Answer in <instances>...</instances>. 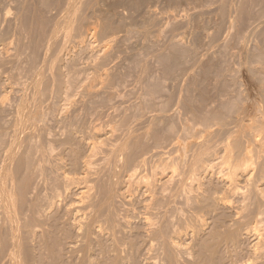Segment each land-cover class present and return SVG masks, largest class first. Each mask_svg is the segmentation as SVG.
I'll return each mask as SVG.
<instances>
[{
	"label": "rangeland",
	"instance_id": "obj_1",
	"mask_svg": "<svg viewBox=\"0 0 264 264\" xmlns=\"http://www.w3.org/2000/svg\"><path fill=\"white\" fill-rule=\"evenodd\" d=\"M263 14L264 0H0V204L2 203L0 212L2 213L4 211L8 216H11V212H13L12 215L14 216L16 211V217L12 216L10 218H8L6 214L7 217L4 216V213H0V264H39V262L42 263V261V264H107V262H110L106 260V263H104L105 256H101L102 259L99 255H97L98 259L94 257L95 254L99 253L98 248L96 250L94 249V247H96L95 239L97 236L93 235L91 238L90 235H88L89 238L84 236L85 232L80 233L74 227H71L69 220L68 222L65 221L66 223L61 221L65 223L64 225L63 223H59V227L62 228V226H64L62 230L68 236L65 235L63 231L62 233L60 231L61 238H65H62L63 244H61L60 241L59 244L57 243L54 245L59 246V248L57 246L54 247L57 249L53 248L51 253L47 251L49 253L47 259L46 257L44 258V255H48L46 249L40 247L38 245L40 244L39 242H33L31 236H29L28 233L26 234L29 229L25 226H30L31 224L29 221L32 219L29 217L31 216L29 215V210L32 209V206L36 205L35 203L42 206L45 205L42 200L38 201L41 196L40 192H44L43 178L46 177L44 175L51 173L52 175L50 174L49 177L53 176L54 179V176L59 177L61 174V172L49 173L47 169V164L49 166V163H47L45 166L43 165L46 167L45 169L47 171H43L44 175L42 176L44 177L42 178L41 171L38 168L39 166L37 167L39 162L37 160L38 157H36V149L40 146L43 147L47 145L46 137H53L51 140H53L54 137L56 138L54 139V143L57 145L56 147L59 146L56 153L62 155L60 157L64 158L66 163L70 161L71 158L69 159L68 157H70L71 154L74 155L73 153H75L77 158H82L79 159V163H82V160L86 158L89 152L87 143H89L90 140L92 141V139L94 140V138H91L92 135L90 136L93 130H91V128L93 127H100L99 130L102 128L101 130L103 131L99 133L100 137L97 136L96 139H104L108 136L105 137V135H103L106 127L110 129V127L115 128L120 126V124L121 126L123 124L126 125L124 121L127 122L128 119L136 121L140 117V114H145L148 110L151 111L153 115H157L156 113H158V115L160 114L159 117L163 115L162 118H166V120L164 119L163 121L162 118H160L157 123L153 121L155 123L154 125L153 122L150 124L154 126V128L152 126V131L156 130L154 133H161V136L164 135L165 138L166 131L164 132V129H167V126L169 127L170 125L174 126L175 134L179 135L182 134V130L186 126L204 130V126L200 125L199 121L206 115H210L212 117L214 116L213 118H218L217 120L220 123L218 125L219 129H224V132L227 130L228 133L232 132V134L235 132L236 134H234L238 136L237 138L240 140L238 143L243 145L239 144V146H242L240 148H243L242 151L240 150L243 153H241L239 149L237 153H234L236 157L238 152L241 153L239 154L240 157H238L243 159V164L240 162V165L243 167L239 165V158V160L232 159L233 161L237 160V162H235L241 167V169L238 167L240 172L242 170L246 173V168L250 166L247 171L248 174L246 175H249L247 178H250V176L251 178L247 181L248 184L245 183L247 178H240L238 181H240L239 184L241 187L243 186L242 188H244L249 184H256L264 188V179L260 180V178H264ZM104 42H106V44ZM103 43L106 45V49H108L109 45L111 47L106 51V54V49L103 48L105 45ZM99 49H103L104 52H102L105 54L104 56H106V59L101 54L98 56L99 53H102ZM97 51L99 53H97ZM107 52H110L109 57L107 56ZM92 53L94 55H92ZM91 63L93 64L91 65ZM97 64L98 67H96ZM104 70H107V73H105ZM102 71L103 73L101 74ZM94 74L97 79H95L94 82L92 81L94 84L91 85V80L95 77ZM105 74H108L109 77ZM100 75L106 78L103 79ZM87 76L89 78H86L85 81L84 78ZM100 79L103 80L101 81ZM84 82H88L90 86L96 88L99 84L100 89L99 87L98 90L95 88L92 89L91 87L89 88L87 87L89 85L86 86ZM100 82H102L101 85ZM106 86L107 89H104ZM82 88L87 89V91L83 89L86 93ZM88 91L90 94H93L95 91L94 95L96 96L90 95ZM105 92L107 93L105 94ZM116 92L119 93L117 95H120V98L116 95V99L113 100ZM78 93H80V95ZM81 93L82 95H84L83 93L86 95L83 97ZM110 93L114 94V96ZM88 94L91 98H89L90 96ZM121 95L123 100L121 99ZM94 97L98 98L94 99ZM116 100H122V102H117ZM75 101H78L77 104H80H78V107ZM140 101H142V104L146 102L147 105H142ZM73 102L75 103V107ZM83 102L85 104L84 106H82ZM116 102H120L119 104L122 109L119 108L120 106L118 104L119 107H117ZM135 105L138 108H144L142 112L140 108H135ZM113 106H115L116 109L119 108L117 112L115 108H111ZM130 106H135L134 110L130 108L132 110L131 112H129L128 109ZM135 109L139 110L140 113ZM174 109L178 112L175 115H171ZM63 112L66 113L64 114ZM66 114L67 116L69 115V118H67ZM73 114L76 115L74 116ZM136 114H138L137 117ZM165 114L168 117L171 116L167 118ZM77 115H79V117ZM76 116L78 119H76ZM125 116L128 117L126 118ZM144 116L147 117L146 115ZM144 116L142 115V117ZM142 117L140 118L142 119ZM147 118H144L145 122H147ZM65 119H68V121H64ZM69 119L71 121L72 119H76L74 120L76 123L74 121L73 123L70 122ZM144 119H142L143 121L140 120L139 123L144 122ZM158 119L157 116L156 120ZM41 121L44 125H40ZM130 121L128 120V122ZM240 121L242 122L240 123ZM145 122L141 125L143 128L149 125V123L147 124ZM66 124L67 129L64 127ZM45 125L46 127H44ZM223 125L226 127H223ZM35 126H38V128ZM73 126L74 128H72ZM220 126H222L223 129ZM68 127H71L70 130L73 131L70 132L71 134L73 133L74 136L69 135L70 132L68 133ZM125 127L122 126L121 128L125 129ZM45 128H47V130ZM61 128L65 131L67 130V133L65 131L63 132V130L60 131ZM107 128L104 133H106V131L110 132ZM215 128L217 129V127ZM35 129L40 130V133L34 131ZM228 129H230V131H228ZM221 130H218L219 134L217 133L218 131L215 130L217 134L213 137V141L217 143L216 145L219 147L222 146L221 142L227 133L225 132V134H223L222 132L221 135ZM120 131L122 133V130ZM50 132H53L54 136H50ZM60 132H62V134ZM193 132L196 133L197 131H192L191 133L194 134ZM33 133H36V135ZM38 134L41 136L38 137ZM196 134L192 137H196ZM191 135L189 136L191 137ZM69 136L71 138H69ZM145 141L147 144L150 143L149 145L152 144L150 138ZM32 142H34V145ZM59 142L69 145L66 144V146L60 147L61 144H59ZM249 143L252 144V146L250 145L251 147ZM247 146L249 148L246 154H244V150H246ZM219 147H215L216 151H213L214 149L212 151L216 153L218 157L216 158V160H218V168L220 167L221 169L217 168L211 173L209 172V175L200 174V178L202 177L201 181L202 183L205 182V186L217 190L220 188L219 192L223 193L225 190V181L223 180L227 177L225 175L226 171H229L228 168L230 163H228V159L223 156V152L221 150L219 152ZM181 151L177 150L179 153ZM185 151L186 150L181 152V159L179 157L180 154L175 152L177 156H175V154L174 157L177 158V162L175 160V164L172 165V170L178 169L179 165L181 167L183 166L181 165L183 163L182 157H184L185 154H193L192 149L190 151ZM221 152L222 155L220 154ZM212 153H210L212 158L209 156L208 158L210 159L207 158L208 160H206V162L211 159L215 160V158H213L215 154L213 153L214 155H212ZM186 157L190 158V156ZM224 158L226 161L223 160ZM242 159L240 161H242ZM216 160L215 163H217ZM222 161L228 163L226 164L227 166L225 162ZM71 162L72 160L69 163ZM221 163H223V165ZM72 165L73 164L69 166ZM81 166V164H78V170H76V165L73 166L77 174L72 171L73 167H71V171L69 167H67V169L72 172L70 173L71 175H75L76 177L78 175L79 177L83 175V168ZM223 166L227 167H224L226 170ZM159 167L161 168L162 166ZM175 167L177 168L175 169ZM168 168H171V165L168 166ZM222 168L225 172L222 171ZM159 169H153V173H155V171L158 173ZM68 170L67 172H69ZM217 170L222 171L225 175L220 171L219 173ZM161 171L164 170L162 169ZM178 171L180 172L181 169H178ZM167 172L168 171H166V173ZM171 172L169 169L167 174L170 175L172 174ZM213 172H218V175H214ZM39 173L40 175H38ZM150 173H152L151 169ZM146 174L147 173H145V175ZM148 174L147 176H150V174ZM221 174L223 175L222 178L225 179L219 176ZM124 175H121V177H118L120 176L118 175V178H113L114 181L111 179V182H109V180L103 181L105 185H108L107 182L111 183V188L112 186L116 188H113V192L118 195L117 197L120 196V198H117L115 194L112 200L113 202L111 201L109 205L105 202V204H100L102 206L104 205V207H101V210L105 212L108 208L114 211L113 208L115 207L119 210V213H122V215H120L121 213L119 214L120 216L123 217V215H125L128 217V221L138 222L140 225L141 222H139V218L141 216L139 217V215L143 212L141 208L142 204L137 202L138 200L136 199L138 198H135L136 196L130 199L128 195L129 190L126 186L127 177ZM39 176H41L40 179ZM152 177H149V180L151 179L150 181L154 179ZM47 178L48 177H46V180ZM49 179L52 178H48V180ZM118 179H120V183L115 182ZM123 184L125 186H123ZM125 188L128 191H126ZM132 189L131 191L134 193ZM74 195L75 193L70 197V201L76 199ZM128 197L130 200H128ZM115 199L117 200L114 201ZM2 205L4 206L2 207ZM111 205H113V208ZM4 208H6V210ZM26 210H28L27 214ZM58 210L60 211L58 212L61 213V210ZM217 212L220 213L219 210H217ZM51 213L55 214L56 211L54 210V212ZM215 213H213V215H207L206 213L199 215L200 217L206 214L205 217L207 218H199L200 221H198L200 224L196 223L198 222L197 220L195 222L199 229H197L199 232L196 231L200 233H197V235L200 236L196 237L194 233V222V225L192 224L193 226L191 225L190 227L191 230L188 228L189 231H183L184 234H182L183 237H181L182 239L180 241L182 244L184 240L185 242L183 241V243L186 247L191 243L192 237L190 236L194 235L193 242L191 243L192 246L195 243L193 246L194 248L191 247L193 251L191 248L188 249L190 253H193L196 249V253H193L195 259L192 257L193 261H190L192 255L188 259L192 264L193 262L195 263V261H200L199 259L201 257L204 258V261L203 258H201V264H219L218 260L220 259V262H222V259L224 260L225 258L226 261H228L227 263L230 264L227 259L229 256L227 247L231 244V240H229L230 238L227 236L230 237L232 234L230 232L232 228H229L232 223H228L230 226L224 227V229L222 228L219 231L216 229L217 227L214 229L213 225H215V220L212 218L215 219ZM24 214L26 215L24 216ZM229 214L231 215V213ZM135 217L136 220L134 219ZM232 217L234 216L232 215ZM3 218L8 221L13 218L14 223L17 224V226L20 225V232V227L13 226L15 224H13V222L11 223V221H7L8 223H6V220ZM15 218H18L17 221L20 223L19 225L16 223L17 221L15 222ZM62 218L61 220H65L64 217ZM202 218L204 219L205 225L201 223ZM125 219L127 220L126 217L124 220ZM33 220L37 222L36 219L33 218ZM33 220L30 222L32 223ZM138 223L136 225H138ZM65 225L70 227H66ZM14 227L18 229L16 230ZM65 227L66 229L64 230ZM61 228L59 229L61 230ZM226 228L229 231L226 230ZM11 229L18 234H12L10 232ZM234 229L238 230L239 228L235 226ZM142 230H144V228ZM142 230L140 235L141 238L140 236L138 238L140 244L137 242V245L141 247L136 248V250H140H135L131 253L132 256L135 255L131 259L132 262H134L133 264H151L152 262V264H154V261L159 263L161 260L162 263L163 259H165V252L162 251L163 249L161 250L160 246L158 247V243H154L158 248L155 246L153 250H150L148 247L149 242H147L148 240L150 241V239L147 238V235H144L146 231L144 232ZM142 232H144L143 235ZM186 232L188 236L185 235ZM210 233H217L216 235L213 234L216 236L213 238L216 239H212ZM63 234L67 236L68 239ZM223 234L226 235L224 236ZM242 234L243 233L239 236V245L241 249L239 251L243 252L241 254L244 258L242 262L244 264H254L249 253L252 247L251 245H253L252 239L246 238V236ZM185 236H187V238H184ZM12 237H15L20 242L17 241V244L16 239L14 238L15 240H13ZM232 237L233 236H231V239H234ZM218 238L220 240L223 239L220 242ZM186 239L188 241L190 240V243ZM199 239L205 240V242H203V240L202 242L207 244V246L204 244H200L199 246L198 244L201 243ZM64 240L67 242L64 243ZM211 240L214 242H211ZM197 241L198 244H196ZM201 245L205 246H203L204 249ZM37 246H39V248ZM196 246L199 248L201 247L200 250L202 249V251H200L198 247L196 248ZM11 247H15V249L19 248L15 251ZM36 247L39 252L35 250ZM207 248H209L208 250L210 252H208ZM205 249L206 252L204 251ZM41 250L44 255L40 253ZM160 250L162 251V255L163 253L165 254L162 256L163 259ZM198 250L202 252H198L200 255L204 253V256L208 255V257L199 255V258L198 255H196ZM220 251L227 252V255L225 252ZM44 252H46V254ZM53 252H57V256L56 254L53 256ZM222 253L226 256L223 257ZM41 255L44 259L40 258ZM99 258L102 260V263L99 262ZM195 264L200 263L198 262Z\"/></svg>",
	"mask_w": 264,
	"mask_h": 264
},
{
	"label": "bare ground",
	"instance_id": "obj_2",
	"mask_svg": "<svg viewBox=\"0 0 264 264\" xmlns=\"http://www.w3.org/2000/svg\"><path fill=\"white\" fill-rule=\"evenodd\" d=\"M258 12H260V11H258ZM258 17H260V16H258ZM260 24H263V23H260ZM259 26H261V25H259ZM262 30H263V28H262ZM93 35H94V33H93ZM104 43L106 44V42H104ZM103 48L106 49V45ZM109 48H111L110 45L108 46V49H106V50L104 49L105 50V54H106V51L109 50ZM99 51L102 52L103 49H101V50L99 49ZM103 52L99 53L97 51V53H99L98 56L100 54L102 56H104L105 54H103ZM107 53H108L107 56L109 57L110 56L109 55L110 52H107ZM61 55H63V54H61ZM92 55H94V54L92 53ZM93 58H94V56H93ZM104 58L106 59V56H104ZM104 61H106V60H104ZM92 64L93 63H91V65ZM96 67H98V64H97ZM92 69H94V68H92ZM104 72L107 73V70H104ZM102 73H103V71L101 72V74ZM91 74H93V73H91ZM96 74H97V72H96ZM105 75H107L109 77L108 74H105ZM88 76L84 78L85 81H86V78H89ZM91 76H93V75H91ZM94 76L96 77L95 74H94ZM100 76L102 77V75H100ZM95 77L91 80V82L92 81L94 82V80L97 79V77L96 78ZM104 78H106V77L104 76ZM103 79H100V80L102 81ZM99 81H98V83H99ZM93 82L91 83V85L94 84ZM105 82H106V79H105ZM82 83H83V79H82ZM85 83L86 82H84V84ZM96 83H97V81H96ZM101 83L102 82H100V85H101ZM87 85H89L88 82L86 83V86ZM97 86L100 89L99 84ZM87 87H89V88L91 87L92 89L95 88V89L98 90V87L96 88V87H93V86H90V85L87 86ZM83 89L84 88H82V90ZM104 89H107V86ZM84 90L87 91V89H84ZM91 91H93V90H91ZM85 93H83V94L86 95ZM106 93L107 92H105V94ZM78 94L80 95V93H78ZM89 94H90V92H89ZM94 94H95V91H94L93 94H90V95L93 96ZM117 94H119V93L116 92L115 96H114V94H111L112 96L115 97V98H113V100L116 99V95ZM81 95H82V93H81ZM84 95H82V96L84 97ZM108 95H109V93H108ZM94 96H96V95H94ZM97 96H98V93H97ZM117 96H119V98H120V95H117ZM89 98H91V96ZM95 98L96 97H94V99ZM121 99H122V95H121ZM122 100H118V101L122 102ZM75 102H76V105L78 107L80 104L79 103H78L79 105L77 104L78 101H75ZM117 102H116V105L118 104L120 106L119 107L117 105V107L122 109L121 105L119 104L120 102L119 103H117ZM141 102L142 101H140V103ZM81 104H82V102H81ZM143 104L147 105L146 102L143 103ZM73 105L75 107V103ZM84 105L85 104L83 102L82 106H84ZM122 105H124V104H122ZM115 106H113L111 108H115L116 109ZM131 106L128 108L129 112L134 110V107L136 105L134 107H131ZM141 107H144V106H141ZM146 107H148V106H146ZM119 108L116 109V112L118 111ZM130 108H132V110ZM135 108L139 109L140 107L138 108L136 106ZM137 109H135V110H137ZM143 109H141V112H142ZM111 110H113V109H111ZM125 110H127V109H125ZM75 111H77V110H75ZM137 111H139V110H137ZM113 112H115V111H113ZM147 112L149 113V115H148ZM147 112H146L147 114L145 112H143L145 114H140L139 116L142 117V115L143 116L146 115L148 118L144 116V117H142V119L147 118L148 119V120L146 119L147 122H145V119H144V122L147 123V124L149 123V125H147V126L143 125L144 126V128H143L141 125L144 124V122H140L139 123V121L142 120V119L140 117H139L140 119L139 118L137 119L136 117L138 116V114H136V117H135L137 119L136 121L133 120V119H128L129 121L130 120L131 121L130 122H128V120H127V122L124 121V123H126V125L122 123L123 124L122 126H124V127L126 126L125 129L121 128L122 127L121 124L118 127L114 126L115 128H111L110 127V129H108L106 127L108 130H110V132L106 131L107 134L104 133L105 130H106V128H105V130L103 132V135H105V137L108 135L109 137L107 136L108 138L107 137L104 138V139L102 138L103 140L100 139V138L99 139L97 138L98 140L96 139L97 136L100 137L99 133L103 131V130H101L102 128L100 129L101 131L99 130L100 127L91 128V130L92 129L93 130H92L90 136L92 135L91 138H94V140L92 139V141H91L89 139L90 142L87 143V145H88L87 147L89 149V152L87 153L88 155H86V158L85 159L83 158L84 160H82V163H79V159L81 157L77 158L75 153H73L74 155L71 154L72 156L70 155V157H68L69 159L71 158L70 161L72 160V162L69 163L70 161H67L69 164L66 163L64 158L60 157L62 155L56 153L57 148L59 146L56 147L57 145H55V143H54V139H56L55 137H54L53 140H51L53 137H50V138L48 137L49 139L46 137L45 138L46 141H47V145L46 146L38 147L36 145L38 147L36 149V157H38L37 160L39 162L37 167L39 166L38 168L41 171V176L44 175L43 171L46 170L45 169L46 167H44V166L47 163H49V166L47 164V169H48L49 173L50 172H55V173L56 172L57 173L61 172V174L59 175V177L58 176L57 177L54 176L55 177L54 179H53V176L49 177V175L51 173L48 174V175L45 174L44 176H46L48 178H52V179H49V180H48V178L46 180V177L42 176V178L43 177L45 178V179L43 178L44 188L42 187L44 192L43 193L40 192L41 196L39 197L38 201L42 200L45 205L42 206V205H39V204L35 203L36 205L32 206L31 207L32 209L29 210L30 211L29 215H31V216H29V215H27V216H29L30 219L32 218L31 220H33V218L36 219L37 222L35 220H33V222L35 221L34 223L33 222L31 223L30 222L31 220L29 221V223L31 225L30 226H25L26 228L28 227L27 229H29V231H27L26 234L28 233V235L31 236V238L33 239V242L34 241L39 242L41 245L40 244H38V245L40 247H43L44 249H46V252L48 251V252L51 253L53 248L57 246V245L56 246H54V245L57 244V243L59 244L60 241H61V244H63L62 243L63 242L62 238L65 239L64 237L61 238V236H60V231L62 233V231H63L62 228L64 226H62V228L59 227V223H63V225H64L69 220V222L71 223V227H74L80 233L85 232L84 236H86L88 238H89L88 235H90V238L93 235L97 236V238L95 237L96 238L95 239L96 240V247H94V249L96 250L98 248L99 253L95 254L96 255L95 256L94 252H93L94 257H97L96 259H98L97 255H99L101 259H102L103 256H105V260L103 259L105 261L104 263H106V260L110 261V262H107V264H133L134 262H132L131 259L135 255L132 256L131 253L134 252L137 247L138 248L141 247V246L139 247L137 245V242H139L138 238L141 235V230L144 228V230H142L144 232L146 231L145 232L146 234H144V235L145 236L147 235L148 236L147 238L150 239V241L149 240L147 241V242H149V246L148 247L150 248V250H153L155 248L156 245L154 243H156V244L158 243V247L160 246L161 250L163 249L162 251L165 252V254H166L165 255L163 253V255H162V251L160 250L161 251V257L165 255V257H164L165 259H163V257H162V259H163L162 263H161L162 260L160 259L161 260L159 262L160 264H186V263H189L190 261H193L192 257H193V259H195V257L193 256V253H196L195 252L196 249H195V251L193 253H190L188 249L193 247L194 244H195L194 243L193 246L191 244L193 242L192 240L194 238L193 234L195 233L196 237L200 236V235H197V233L199 232L198 231L199 229L196 226L197 225L196 223L200 224V222H199L200 219L199 218H201V217L206 218L205 217L206 214L207 215L208 214H212L213 215V213H215V212H217V210H219L220 213H218V212L215 213L216 214L215 219L212 218L213 220H215V222L213 221L215 223V225L217 224L216 226L213 225L214 229L217 227L216 229H218V231H219L222 228L224 229V227L230 226L229 224H231V223L232 224L229 227L230 229L232 228V230H233L235 228V226H238V228H239L238 230L237 229L236 230L234 229L233 231L231 230L230 232L232 234L230 235V237L227 236L228 238H230L229 240H231L230 241L231 244L228 243L229 245L227 247L228 255H229L227 257V259L229 260V263L230 264H244L242 262V260H244V258L242 257V254H241L243 252L239 251V250H241L240 249V245H239L240 244L239 236H241V233H243L242 234L243 236H246V238L252 239V244L253 245H251L252 247L249 250L250 251L249 253H250V257L253 259L254 264H264V188L263 187L261 188L260 185L258 186L256 184L255 185L254 184H252V185L249 184L247 187L242 188L243 186L241 187V185L239 184L240 181H238V180L240 178L246 179L249 176V175H246V174H248L247 171L249 170L248 168L250 166L248 168H246L247 169L246 173L243 172L242 170H241V172L238 170V167H240V166L243 167L242 165H240L241 163L243 164V159L239 158L240 157L239 154L243 153V152H241L243 148H240L243 145L241 143H238L240 140H239V138H237L238 136L235 135L236 133L235 132H234L235 134L234 133L232 134V132L228 133L227 130H225V132H227L225 134V132L223 131L224 130L223 127H226V126H224V125H223V127L220 126V127H222L223 130H221V128L219 129L218 125L220 123L217 120L218 118L216 119V118H213L214 116L212 117L210 115L209 116L206 115L204 118H202L201 121H199V124L204 126V128H205L204 130H201V129H198V128L194 129V128H190V127L186 126L185 128H183L182 134H181L182 136H181L179 134H175L174 126L170 125L169 127L167 126V129L165 128L166 130L164 129V132L165 131L167 132V133L165 132V136L166 137L164 138V135H162L163 136L162 137L161 133H158V132L154 133V131H156V130L152 131V129L154 128L153 125L155 123L159 122L160 118H162L163 115L159 117L160 114L158 115V113H156L157 115H155V114L153 115V113L151 111L147 110ZM177 112L178 111H176V109H174V110H172V114L171 115H175ZM138 113H140V111ZM66 116H67V114H66ZM68 116H67V118H69ZM77 116L79 117V115H77ZM131 116H133V115H131ZM157 116L159 118L158 120H156ZM78 117L76 119H78ZM125 117H123V118H125ZM165 117L169 118L167 115ZM70 119H69V121L72 122V123H73L74 120H76V119H72V121H71ZM164 119L166 120V118H162V121ZM66 120L68 121V119H65L64 121H66ZM122 121H123V119H122ZM132 121H133V123H132ZM153 121H155V123ZM220 121H222V120H220ZM242 121H243V119H242ZM242 121H240V123ZM74 122L76 123V121H74ZM151 122H153V125H152L153 128L150 125V124H152ZM41 123H43L42 121L40 122V125H44V123L43 124H41ZM61 126H59V127H61ZM35 127L38 128V126H35ZM44 127H46V125ZM64 127H66L65 129H67V124H66V126L64 125ZM140 127H142V128H140ZM215 127H217V129ZM40 128H42V127H40ZM72 128H74V126ZM45 129L47 130V128H45ZM68 129H69L68 130V133H69L71 131L70 130L71 127L70 128L68 127ZM62 130L63 129L61 128L60 131H62ZM120 130H122V133H121ZM215 130H217V131L221 130V135H222V132H223V134H225V137H224V139L221 142V145H222L221 147L217 146L216 145L217 143H215L213 141L214 140L213 139L214 135L217 134V133L219 134V131L216 133ZM34 131H38L39 132L40 130H36L35 129ZM42 131H43V129H42ZM64 131L65 130H63V132ZM151 131H152V133H151ZM192 131H195V132L197 131L196 133H198V134H196L194 132H193L194 134H192L191 133ZM228 131H230V129H228ZM71 132H70L69 135H73V133L71 134ZM36 133H33V134L36 135ZM60 133L62 134V132H60ZM74 133H75V131H74ZM42 134H43V132H42ZM195 134H196V137H192ZM189 135H191V137ZM37 136L39 137L41 135L38 134ZM46 136H47V134H46ZM50 136H54L53 132L50 134ZM65 137H66V134H65ZM148 137L150 138V140H152V144L151 145H149L150 144L149 141H148L149 144H147V142L145 141L146 139L147 140L149 139ZM69 138H71V137L69 136ZM38 139H40V138H38ZM89 140H87V141H89ZM62 142H64V141H62ZM33 143L34 142H32V144ZM67 143H68V141H67ZM67 143H64L65 144L64 145V144H61L59 142V144H61L60 147L61 146L62 147L66 146ZM239 144L242 145V146H239ZM243 144H245V143H243ZM67 145H69V144H67ZM250 145L252 146L251 143H249V146ZM215 147H217V148L219 147L220 148L219 152L221 150L223 152V156H225L228 159V161H229L228 163H230L229 168H228L229 171H226V175L223 173V172H225V171H223V168L227 166L226 164H228V163L225 162L226 161L225 158L223 159L225 161H222V162H225L226 166H223V168H222L223 172L219 170L220 172H222L223 175L227 176V177H225L226 178L225 179V178H222L223 177L222 174L219 175V176H221L222 179H225V180H223V181H225L224 182L225 186L223 185L225 187L224 188L225 190L223 189L224 190L223 193L219 192L220 188H219V190H217V189H214L212 187L205 186L206 185V184H204L205 182L202 183V181H201L202 177L200 178V176H201L200 174L204 175V174H208L209 172L211 173L213 170H216L218 168V166H219L218 165V160H216V158H218V157L216 156V153L213 152V151H216ZM245 147H244V149H245ZM33 148H35V147H33ZM248 148L249 147L247 146L246 150H244L245 151L244 154H246V151H247ZM180 149L181 150L183 149V150L181 151ZM187 149H189V150H187ZM191 149L193 151V154H191V152H190V154L192 156L189 155V154H185L186 156H190V158H188V157H186L184 155L185 158L182 157L183 158L182 159L183 163L181 164V162L179 161L180 164L183 165L182 167L179 165L178 169H181V171L179 172L178 169H176L177 167H175L176 170H172V165L175 164V160L177 162V158L174 157V155L176 154L175 152H177V150H179L181 152H183L184 150L190 151ZM238 149H239V151L241 150L240 151L241 153L238 152V155L236 157L235 156L236 154H234V153H237ZM181 152L180 153L177 152L178 154H180V156L178 155L180 157V159H181V156H182ZM212 152L216 156V157L213 156V158H215L217 163H215V160H212V159L210 161L206 162V160L212 158L210 156V153H212ZM222 152L220 153L221 155H222ZM250 152H251V150H250ZM213 153H212V155H214ZM217 154H218V150H217ZM57 155H59V156H57ZM175 156H177V154ZM209 156H210V158H208ZM66 157H67V155H66ZM241 157H243V156H241ZM233 158L237 159V160H239V159L241 160L242 159V161H240V160L238 161L240 166H238V164L236 163L237 160H235L236 162L232 160ZM246 159H245V161H246ZM71 164H73V165L69 166ZM78 164L82 165L81 167L83 168V170H82L83 171V173H82L83 175L79 176V177L77 175V177H76L75 175H71L70 173H72V172H70V171L72 170L71 167H73L75 165L77 166L76 170H78ZM221 164L223 165V163H221ZM170 165H171V168H168V166H170ZM159 166H162L163 168L162 167L160 168ZM177 166H178V164H177ZM67 167L70 168V171L67 169ZM241 167L239 169H241ZM156 168L157 169L160 168L158 170V173L156 171H155V173H153L154 170H157ZM166 168H168V169H166ZM50 169H51V171H50ZM150 169L152 170L153 177H152V173H150ZM162 169L164 171H161ZM169 169H170V172L172 171L171 172L172 174H170V175L167 174L169 172ZM173 169H174V167H173ZM67 170L69 172H67ZM72 171H74V167H73ZM159 171H160V173H159ZM166 171H168V172L166 173ZM74 172L77 174L76 171H74ZM176 172H177V174H176ZM215 172H213L214 175H216L218 173V172L217 173H215ZM258 172H260V171H258ZM145 173H147V174L149 173L150 176H147V174L145 175ZM261 174H262V172H261ZM38 175H40V173ZM79 175H81V174H79ZM118 175H120V176H118ZM121 175H124V176L127 177L126 178V186H127L129 191L126 190V188H125V190L129 192L128 195H129L130 199H132L133 197L136 196L135 198H138V199H136V200H138L137 202H140L142 204L141 208L143 209V212L141 213V215H139V217L141 216L139 218L140 221L138 220L139 222H141L140 225H139L138 222H137L138 225H136L137 223H135L134 221H132V222H134L135 224L132 223L131 221H128V217L125 216V215H123V217L120 216V215H122V213L120 212L121 213L120 214L118 212L119 210H117L115 207L113 208V205H111V207L114 209V211L113 210H109L108 208H107V211H105V212H103V210H101V207H104V205L102 206L100 204L107 203V205H109L110 202L114 199V195L116 194V193L113 192V188L114 187L112 186V188H111V183H109V182H111V179L114 181L115 177H116V179L118 177H121ZM41 176H39V179H40ZM149 177H152L154 179L152 181H150L151 179L149 180ZM250 178H251V176H250ZM250 178H247L246 182L245 181L244 182L247 183V181ZM262 179H264V178H260V180H262ZM106 180H109V182H107L108 185L107 184L106 185L103 184L104 183L103 181H106ZM252 180H251V182H252ZM119 181H120V179H118L115 182L116 183L117 182L120 183ZM258 182H259V180H258ZM116 185H118V184H116ZM123 186H125V185L123 184ZM120 187H122V186H120ZM114 189H116V188H114ZM131 189L133 190L134 193H132ZM10 193H9V195H10ZM73 193H75L74 196H76V199H74V201H70V197L73 195ZM126 194H127V192H126ZM115 196L117 197L118 195L116 194ZM129 197H128V200H130ZM10 198H12V197H10ZM117 198H120V196L117 197ZM124 198H125V196H124ZM116 200L117 199H115L114 201H116ZM1 201H2V198H1ZM1 204H0V206H1ZM3 206L4 205H2V207ZM4 209L6 210V208H4ZM4 209H2V210H4ZM58 209L61 210V213H59L60 211ZM54 210L56 211V213H55L56 215L51 213V212H54ZM220 210L224 211V212H221ZM27 211L28 210H26V214H27ZM2 213H4V216L7 215L6 212H4V211ZM15 213H16V211H15ZM15 213H14V216L16 217ZM202 213H206L205 216L203 214L202 216L199 217V215H201ZM229 213H231V215ZM8 214H9V212H8ZM12 214H13V212H11V216L7 215L8 218L12 217L13 216ZM26 214H24V216ZM232 215L234 217H232ZM228 216H229V218H228ZM62 217H64L65 220H61V219H63ZM120 217H122V218H120ZM125 217L127 218V220L126 219L124 220ZM203 218L201 219V223L204 224V219ZM17 219L15 220V222L17 221ZM134 219L136 220V217ZM137 219H138V217H137ZM4 220H6V219H4ZM122 220H124V221H122ZM129 220H130V218H129ZM196 220L197 221L199 220V221L196 222ZM7 221L8 220H6V223L11 221V223L13 222V224H15L13 218H11V220H9L8 222ZM61 221H64V222L66 221V222L64 223V222H61ZM193 222H194L195 225L193 224ZM206 222H208V221H206ZM16 223H18V221ZM19 224L20 223H18V225ZM192 224L195 227V229L193 228L195 232L194 233L192 232L193 236H190V237H192L191 243L189 242L190 240L188 241L186 239L190 243V245H189L190 247L187 246L188 247L187 248L186 245L183 243L184 240L182 241V244H181L180 240L182 239L181 237H183L182 236V234H184L183 231H185V230L189 231L188 228L190 229ZM206 224H209V223H206ZM204 225H202V226H204ZM13 226H17V224H15ZM60 226H61V224H60ZM12 227H10V228H12ZM17 227L19 228L20 225L17 226ZM66 227H70V226H66ZM66 227L64 228V230L66 229ZM18 228H15V229L17 230ZM59 228H61V230ZM13 229H11L10 232L12 234H14V235L18 234ZM12 230L14 231V233H13ZM20 230H21V227L19 229V232H20ZM226 230H228V229L226 228ZM144 232H142V235H143ZM63 233H64V231H63ZM217 233H219V232H217ZM198 234H200V233H198ZM210 234H209V236H210ZM213 234H215V233H213ZM213 234H211L212 239H216V238H213V237H216ZM65 235H67V234H65ZM185 235L188 236L187 232L185 233ZM189 235H190V232H189ZM221 235H222V233H221ZM67 236H65V237H67ZM187 236H185L184 238H187ZM231 236H233L232 238H234V239H231ZM15 237H12L13 240L16 239ZM140 238H141V236H140ZM206 238H205V240H206ZM18 239H19V237H18ZM67 239H68V237H67ZM97 239H101V240H97ZM202 240H200L201 243L198 244V241H197L196 244H198L199 246H200V244H204L205 246H207V244L203 243V242H205V240H203V242H202ZM221 240H220V242H221ZM17 241H19V240L16 239V242ZM194 241H195V239H194ZM66 242L67 241L64 240V243H66ZM211 242H214V241L211 240ZM215 243H216V241H215ZM222 243H224V242H222ZM17 244H18V242H17ZM138 244H140V242ZM13 245L17 246L15 244H13ZM187 245H188V243H187ZM39 246H37V247L39 248ZM91 246H92V244H91ZM203 246H202V248H203ZM219 246H220V244H219ZM37 247L35 249L36 251H38ZM57 247L59 248V246H57ZM197 247L198 246H196V248ZM18 248H16V249H18ZM193 248H191L192 251H193ZM200 248H199V250H200ZM12 249L16 251L15 247L12 248ZM54 249H57V248H54ZM208 249L209 248H207V250ZM11 250H10V253H11ZM138 250H140V249H138ZM138 250H136V251H138ZM199 250L197 251L196 255H198V257L200 258L201 255L204 256V253L200 255L199 253H202V252H199ZM200 251H202V249ZM204 251L206 252V249ZM46 252H44V253L46 254ZM57 252H55V253L53 252V254H54L53 256H55V254L57 256ZM208 252H210V251L208 250ZM220 252H225V251H220ZM8 253H7V255H8ZM40 253L43 254L42 250L40 251ZM135 253H137V252H135ZM225 253L227 255V252H225ZM11 255H13V254H11ZM222 255H223V253H222ZM222 255H220V256H222ZM47 256H49V253L46 256L44 255V258L46 257V259H47L48 258ZM190 256H191V258H190ZM205 256L208 257V255H205ZM225 256L223 255V257H225ZM40 258L44 259V258H42V255H41ZM50 258H51V256H50ZM100 258H99V260H100ZM189 258L191 259L190 261L188 260ZM199 258H197V259H199ZM201 258H203V257H201ZM201 258L199 259L200 261H198L200 264L202 263L201 262ZM219 258H221V257H219ZM157 259H159V258H157ZM181 260H182V262H181ZM224 260H225L226 263L228 262V261H226V258ZM224 260L222 259V262H220L221 260L219 259L218 260L219 264L220 263L224 264L225 263ZM91 261H94V260H91ZM101 261L102 260H100L99 262L102 263ZM183 261H186V262H183ZM203 261H204V258H203ZM198 262L195 261V263H198ZM40 263L41 262H39V264ZM42 263H43V261H42ZM155 263L159 264L158 262L154 261V264ZM195 263L193 262V264H195ZM205 263H206V261H205ZM189 264H192V263L190 262Z\"/></svg>",
	"mask_w": 264,
	"mask_h": 264
}]
</instances>
